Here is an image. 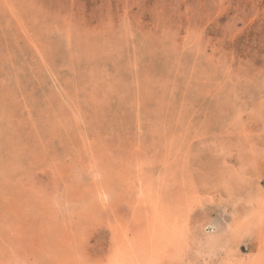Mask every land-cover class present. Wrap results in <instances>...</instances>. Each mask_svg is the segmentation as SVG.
I'll list each match as a JSON object with an SVG mask.
<instances>
[{
  "label": "rangeland",
  "instance_id": "374dc122",
  "mask_svg": "<svg viewBox=\"0 0 264 264\" xmlns=\"http://www.w3.org/2000/svg\"><path fill=\"white\" fill-rule=\"evenodd\" d=\"M0 264H264V0H0Z\"/></svg>",
  "mask_w": 264,
  "mask_h": 264
}]
</instances>
